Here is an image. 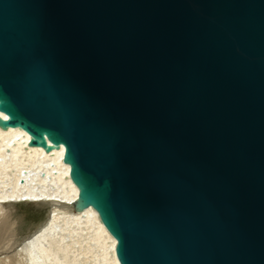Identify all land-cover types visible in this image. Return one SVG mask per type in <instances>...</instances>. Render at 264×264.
Instances as JSON below:
<instances>
[{
	"label": "water",
	"instance_id": "obj_1",
	"mask_svg": "<svg viewBox=\"0 0 264 264\" xmlns=\"http://www.w3.org/2000/svg\"><path fill=\"white\" fill-rule=\"evenodd\" d=\"M103 1L0 0V126L65 146L121 264H264V0Z\"/></svg>",
	"mask_w": 264,
	"mask_h": 264
},
{
	"label": "bare ground",
	"instance_id": "obj_2",
	"mask_svg": "<svg viewBox=\"0 0 264 264\" xmlns=\"http://www.w3.org/2000/svg\"><path fill=\"white\" fill-rule=\"evenodd\" d=\"M132 1L143 10L150 2ZM103 2L98 0L100 6L95 10L101 18ZM186 7L180 12L181 18L188 11ZM170 10L169 16L173 17ZM109 11L114 13L112 8ZM110 24L113 30L112 21ZM89 73L90 88L95 83L99 87V82H93L94 72ZM7 118L0 112V120ZM31 138L22 128L0 126V264H121L116 251L118 241L109 223L91 204L82 207L76 201L79 188L71 173L72 165L63 161L65 146H54L45 136V148L38 142L32 144ZM22 204L46 207V216L30 234L10 246L14 228L19 225L12 213Z\"/></svg>",
	"mask_w": 264,
	"mask_h": 264
},
{
	"label": "rangeland",
	"instance_id": "obj_3",
	"mask_svg": "<svg viewBox=\"0 0 264 264\" xmlns=\"http://www.w3.org/2000/svg\"><path fill=\"white\" fill-rule=\"evenodd\" d=\"M33 205L22 204L17 205L15 211L12 213L17 224L14 228L15 236L10 241V246H13L21 239L30 234L45 218L47 209L46 207H38ZM19 220V222H18ZM18 226V227H17Z\"/></svg>",
	"mask_w": 264,
	"mask_h": 264
}]
</instances>
